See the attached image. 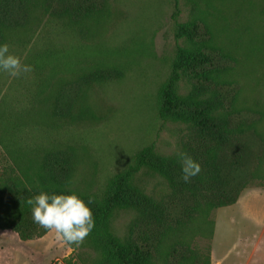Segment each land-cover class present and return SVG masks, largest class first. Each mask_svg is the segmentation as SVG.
<instances>
[{
	"label": "rangeland",
	"instance_id": "obj_1",
	"mask_svg": "<svg viewBox=\"0 0 264 264\" xmlns=\"http://www.w3.org/2000/svg\"><path fill=\"white\" fill-rule=\"evenodd\" d=\"M35 14L27 29L12 32L3 43L32 71L12 77L0 70V175L35 169L53 148L68 149L75 156L72 187L97 192L147 145L164 155L182 152L191 139L188 127L163 121L158 113L177 44L191 46L176 39V21L206 22L211 43L237 61L230 77L242 81L250 96L264 85V52L259 51L264 0H107L82 24L42 9ZM100 72L111 77L101 78ZM196 82L184 76L179 93L187 95ZM138 183L158 200L171 195L167 181L149 171L138 175ZM243 191L239 206L211 213L216 235L230 239V247L239 243L240 219L252 230L264 222V184ZM133 218V211L119 210L113 219L116 233L127 234ZM193 243L210 250L206 233L197 231ZM97 261L92 247L69 245L52 231L24 240L0 229V264Z\"/></svg>",
	"mask_w": 264,
	"mask_h": 264
},
{
	"label": "trees",
	"instance_id": "obj_2",
	"mask_svg": "<svg viewBox=\"0 0 264 264\" xmlns=\"http://www.w3.org/2000/svg\"><path fill=\"white\" fill-rule=\"evenodd\" d=\"M106 1L0 0V46L12 32L27 29L38 9L82 24ZM177 16L175 12L173 18ZM175 36L191 46L177 44L171 72L160 90L158 113L163 121L188 127L191 139L182 152L201 165V172L185 182L177 154H160L150 144L103 189L82 192L72 187L73 151L53 148L39 167L0 175V229L13 230L24 240L42 237L49 230L34 222V205L27 201L41 192H74L93 213L95 226L82 244L98 253L97 264H212L211 243L203 252L193 236L200 231L212 241V211L235 204L245 188L264 184V85L250 96L242 81L230 77L237 61L211 43L212 33L203 20L176 21ZM259 51L264 52L263 45ZM110 73L100 72L99 77L110 78ZM186 75L197 82L182 95L179 82ZM144 170L167 181L168 198L158 200L145 192L138 183ZM119 210L134 212L123 236L113 227Z\"/></svg>",
	"mask_w": 264,
	"mask_h": 264
},
{
	"label": "clouds",
	"instance_id": "obj_3",
	"mask_svg": "<svg viewBox=\"0 0 264 264\" xmlns=\"http://www.w3.org/2000/svg\"><path fill=\"white\" fill-rule=\"evenodd\" d=\"M0 70L12 77L32 71L30 65L22 63L20 57L9 52L8 44L0 46ZM177 157L182 165V179L189 182L201 172V165L186 153ZM91 202V198H90ZM34 205L32 216L35 223L55 232L58 240L79 246L95 226L93 213L89 206L76 193L51 194L41 192L27 201Z\"/></svg>",
	"mask_w": 264,
	"mask_h": 264
},
{
	"label": "crops",
	"instance_id": "obj_4",
	"mask_svg": "<svg viewBox=\"0 0 264 264\" xmlns=\"http://www.w3.org/2000/svg\"><path fill=\"white\" fill-rule=\"evenodd\" d=\"M243 192L240 199L233 205H240ZM233 208L236 209V206ZM239 221L240 224L237 227V230H240L237 235L239 243L236 247H230V239L227 242L223 237L217 236L216 232L214 233L211 241L213 264H264V222L259 225L260 227L252 230L247 222L241 219Z\"/></svg>",
	"mask_w": 264,
	"mask_h": 264
}]
</instances>
